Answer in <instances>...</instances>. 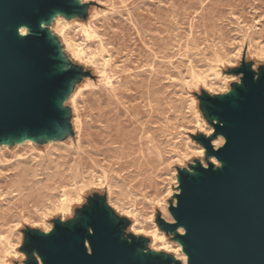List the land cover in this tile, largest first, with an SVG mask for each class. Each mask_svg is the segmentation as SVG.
<instances>
[{
	"label": "rangeland",
	"instance_id": "obj_1",
	"mask_svg": "<svg viewBox=\"0 0 264 264\" xmlns=\"http://www.w3.org/2000/svg\"><path fill=\"white\" fill-rule=\"evenodd\" d=\"M81 1L84 16L48 26L86 72L64 104L70 132L0 144V264H26V229L50 232L96 195L128 220L125 236H145L148 249L187 264L157 216L175 222L179 169L220 165L193 137L214 132L199 95L229 92L243 59L264 66V0Z\"/></svg>",
	"mask_w": 264,
	"mask_h": 264
},
{
	"label": "water",
	"instance_id": "obj_2",
	"mask_svg": "<svg viewBox=\"0 0 264 264\" xmlns=\"http://www.w3.org/2000/svg\"><path fill=\"white\" fill-rule=\"evenodd\" d=\"M86 9L81 0H0V144L70 132L64 104L86 72L69 63L48 26ZM232 72L242 76L229 92L199 95L214 132L193 135L220 165L197 160L179 169L176 204L169 207L175 222L157 216L161 230L182 244L187 264H264V66L255 71L243 59ZM219 136L225 142L216 149ZM127 224L105 197H90L75 219L55 220L50 232L25 230V263L184 264L148 249L145 236H125Z\"/></svg>",
	"mask_w": 264,
	"mask_h": 264
},
{
	"label": "bare ground",
	"instance_id": "obj_3",
	"mask_svg": "<svg viewBox=\"0 0 264 264\" xmlns=\"http://www.w3.org/2000/svg\"><path fill=\"white\" fill-rule=\"evenodd\" d=\"M69 25V24H68ZM89 25V24H88ZM86 27V26H85ZM87 31V30H86ZM21 33L22 34H26L27 33V29H26V27H22L21 28ZM61 33V32H60ZM67 34V33H66ZM80 50V49H79ZM77 55H78V53H77ZM84 55V54H83ZM82 56V55H81ZM226 80V79H225ZM207 85V84H206ZM75 100V99H74ZM74 102V101H73ZM75 103V102H74ZM195 104H196V102H195ZM222 144V143H221ZM8 146V145H7ZM199 153V152H198ZM201 153V152H200ZM204 154V153H203ZM218 165V164H217ZM77 197H79V196H77ZM78 199V198H77ZM61 200V199H60ZM62 201V200H61ZM61 203V202H60ZM61 206V205H60ZM62 208V207H61ZM63 212V211H62ZM166 214V213H165ZM47 227V226H46ZM142 227V226H141ZM45 231V230H44ZM156 231V230H155ZM139 232V231H138ZM135 233V232H134ZM153 233V232H152ZM155 236H156V234H155ZM154 239V238H153ZM10 241V240H9ZM12 242V241H11ZM10 244H12V243H10ZM181 244V243H180ZM182 245V244H181ZM155 250V249H154ZM173 253V252H172ZM41 261V260H40Z\"/></svg>",
	"mask_w": 264,
	"mask_h": 264
}]
</instances>
